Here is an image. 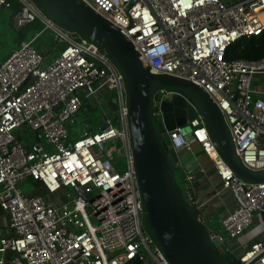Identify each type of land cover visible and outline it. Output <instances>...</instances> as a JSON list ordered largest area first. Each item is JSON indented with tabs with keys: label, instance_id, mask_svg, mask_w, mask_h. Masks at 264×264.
<instances>
[{
	"label": "built area",
	"instance_id": "built-area-1",
	"mask_svg": "<svg viewBox=\"0 0 264 264\" xmlns=\"http://www.w3.org/2000/svg\"><path fill=\"white\" fill-rule=\"evenodd\" d=\"M11 16L19 28L38 20L39 29L0 62V264H169L143 228V202L133 166L127 93L122 73L94 42L55 23L31 0H16ZM131 42L153 74H167L201 87L220 110L242 165L264 170V56L256 60L224 53L240 39L264 29V0H81ZM11 0L0 9L11 15ZM49 32L51 49L37 47ZM61 45L59 53L49 57ZM173 91L162 89L159 101ZM84 97L88 106L83 105ZM114 99L111 112L108 100ZM101 109L99 129L85 128L69 140L68 126L91 104ZM100 125H103L100 128ZM193 143L181 127L168 131L176 153L197 145L210 160L221 189L234 206L215 224L193 194V174L183 185L196 219L218 241L233 264H264V182L235 176L214 148L202 117L187 121ZM85 127V125H84ZM23 128V143L13 134ZM113 148L108 150L106 147ZM180 148V150H176ZM114 152L123 158L121 171ZM36 181L23 192L19 185ZM51 197V199H49ZM255 238L239 241L253 227Z\"/></svg>",
	"mask_w": 264,
	"mask_h": 264
},
{
	"label": "water",
	"instance_id": "water-1",
	"mask_svg": "<svg viewBox=\"0 0 264 264\" xmlns=\"http://www.w3.org/2000/svg\"><path fill=\"white\" fill-rule=\"evenodd\" d=\"M31 1L55 23L94 42L122 73L133 166L146 223L167 262L235 263V255L223 256L220 243L209 241L205 225L196 219L187 192L180 189L174 179L178 157L166 143L168 131L176 126L181 127V133L193 143L187 121L199 114L218 155L235 176L249 183L264 182V170L250 171L236 156L229 130L214 101L191 81L151 73L131 42L81 0ZM162 89L173 92L159 101L158 93ZM81 101L88 106L84 97ZM107 104L111 112L116 109L114 99Z\"/></svg>",
	"mask_w": 264,
	"mask_h": 264
},
{
	"label": "rangeland",
	"instance_id": "rangeland-1",
	"mask_svg": "<svg viewBox=\"0 0 264 264\" xmlns=\"http://www.w3.org/2000/svg\"><path fill=\"white\" fill-rule=\"evenodd\" d=\"M261 14H262L261 18L264 21V12ZM20 30L21 28H19L17 25H15V23H13L11 15L8 13V11L4 9H0V62L10 50L14 49L19 44L25 42L26 40L30 38L29 36L28 38L26 37L23 39L22 38L19 39L18 33ZM35 44L37 45L38 48L40 46V47H45L46 49H51L54 45V41L52 40L49 32L46 31L39 35ZM60 48H61V45H57L56 50L52 49L49 53V57L56 56L59 53ZM100 117H101L100 106L97 104H93V103L89 105L86 111L81 110L80 112H78L76 115L75 122L71 124L70 126H68L69 140H74L75 138L79 137V135L82 133V131L85 128H90L91 126L94 127L92 120H95V121L98 120L97 122L99 123ZM84 121H85V124H87L85 127L83 125ZM91 130L95 131L94 129H91ZM13 134L21 137V140L23 143H26L27 140L31 141L33 139L31 133L30 135H27V140L22 137L23 128L15 129L13 131ZM167 142H168V139H166V143ZM106 148L108 150H111L113 147L111 145H108ZM114 159L116 160L114 163L115 166H117V168H119L118 170L121 171L120 167H122L123 165V158L119 154L114 152ZM173 174H174V179L176 183L178 184V186L180 187V189L185 191V187L183 185V172L179 168H177V166H175ZM35 187L39 194H41L43 197L47 196L43 188L40 185L35 184L33 181H26L19 185V188H21L23 192L25 191L29 192L33 188L35 189ZM49 199H51V197H49ZM4 214L5 213H3V211L1 212L0 210V224L3 227H5L6 225L3 220ZM216 222L217 220L214 219V221L211 222L210 224H215ZM142 223H143L144 230H146L147 233H149L150 236L154 239L153 234L148 230V226L146 223V217H143ZM150 264H155V263H150Z\"/></svg>",
	"mask_w": 264,
	"mask_h": 264
},
{
	"label": "crops",
	"instance_id": "crops-1",
	"mask_svg": "<svg viewBox=\"0 0 264 264\" xmlns=\"http://www.w3.org/2000/svg\"><path fill=\"white\" fill-rule=\"evenodd\" d=\"M97 121L92 120L94 127L91 126L90 129H94L95 131L99 129ZM83 125H87L85 124V121ZM178 156L180 166L177 168L182 172L193 174V194L202 204V211L206 217L217 221L223 218L229 211H231L234 202L229 191L221 189L220 180L216 175L210 160L200 151L197 145L192 146L191 152L180 151ZM3 220L6 224V214H4ZM0 226L2 225L0 224ZM258 229L259 227L255 226L239 238L240 242H246V244L237 248L238 251H242L249 242L255 238V233Z\"/></svg>",
	"mask_w": 264,
	"mask_h": 264
},
{
	"label": "trees",
	"instance_id": "trees-1",
	"mask_svg": "<svg viewBox=\"0 0 264 264\" xmlns=\"http://www.w3.org/2000/svg\"><path fill=\"white\" fill-rule=\"evenodd\" d=\"M10 8L11 16H13V14H15L19 10L20 6L16 0H11ZM39 27L40 25L38 20H34L26 24L18 33L19 39H23L26 37L28 38L32 35L33 32L38 30ZM262 56H264V29L258 36L238 40L236 43L227 47L224 53V58L227 60L234 58L256 60L261 58ZM127 264H141V262L138 259H135Z\"/></svg>",
	"mask_w": 264,
	"mask_h": 264
},
{
	"label": "bare ground",
	"instance_id": "bare-ground-1",
	"mask_svg": "<svg viewBox=\"0 0 264 264\" xmlns=\"http://www.w3.org/2000/svg\"><path fill=\"white\" fill-rule=\"evenodd\" d=\"M262 13H263V12H262ZM261 15H262V14L260 13L259 17H260L262 23H264L263 19L261 18Z\"/></svg>",
	"mask_w": 264,
	"mask_h": 264
}]
</instances>
